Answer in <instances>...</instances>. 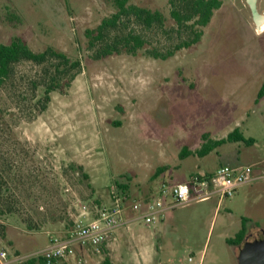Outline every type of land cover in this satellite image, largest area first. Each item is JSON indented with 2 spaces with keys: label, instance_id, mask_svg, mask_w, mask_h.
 <instances>
[{
  "label": "rangeland",
  "instance_id": "rangeland-1",
  "mask_svg": "<svg viewBox=\"0 0 264 264\" xmlns=\"http://www.w3.org/2000/svg\"><path fill=\"white\" fill-rule=\"evenodd\" d=\"M130 1L160 10L164 25L143 29L122 20L142 33L145 45L135 55L97 59L101 45L128 32L119 24L89 48L84 31L114 11L110 0H0L1 43L18 36L34 51L50 45L81 63L65 93H51L42 113L34 84L42 80L39 66L16 63L0 86V162L19 178L11 185L18 218L0 220L11 241L0 248L19 253L12 264L36 256L50 234L64 235L83 205H108L114 182L127 183L131 200L142 201L163 181L264 158V96L255 100L264 80V23L254 29L245 0H222L201 40L165 59L146 49L165 53L186 35L171 30L167 0ZM257 9L264 13V0H257ZM235 127L254 144L227 141L206 155L179 158L184 146L201 145L203 133L220 138ZM161 166L166 169L154 177ZM253 186L178 205L155 226L119 230L116 240L110 235L98 249H85V264H99L105 255L110 264H239L240 245L228 240L241 217L249 219L248 233L251 227L264 232V181ZM23 219L40 228L27 230Z\"/></svg>",
  "mask_w": 264,
  "mask_h": 264
},
{
  "label": "trees",
  "instance_id": "trees-1",
  "mask_svg": "<svg viewBox=\"0 0 264 264\" xmlns=\"http://www.w3.org/2000/svg\"><path fill=\"white\" fill-rule=\"evenodd\" d=\"M114 11L101 19V21L94 28L85 29V37L89 48L96 46L105 40L109 35L111 29H115L124 19L133 20L140 28L150 29L151 27H160L164 25L165 16L158 9H150L132 3L130 0H110ZM169 5V14L173 21L171 30L174 31L179 37L184 33L186 34L179 42L173 44L171 49L165 53L157 49H146V54L159 59H165L172 56L176 51L190 47L201 40L204 27L211 20L214 12L222 5V0H167ZM128 32L125 36L114 38L115 41L111 43L105 42L100 46L94 57L97 59L120 53H127L135 55L139 49L145 45L146 41L141 36L142 33L138 32L135 28L127 27ZM20 61H29L40 67L41 81L34 83L35 88L39 89V96L36 104L39 105L42 113L51 100V93H65V88L69 87L70 83L74 80L77 74L80 73L81 63L78 58L71 59L61 50L48 45L42 51H34L21 37H13L9 43L0 42V86L11 76L13 66ZM264 96V80L256 94V101ZM0 111H2L0 109ZM5 113V112H4ZM9 112L7 115H9ZM37 113V112H36ZM35 113V115H36ZM15 115L14 113H11ZM34 115V116H35ZM5 114H0V119H4ZM4 123V121H3ZM242 141L244 144H250L253 139L244 137L237 127L233 128L226 136L220 138H211L207 132L202 134L201 145L195 150H191L184 146L179 152V158H184L190 154L203 156L214 150L225 142ZM8 162H0V220L11 222V219L18 218L19 210L16 205L15 198L12 193L11 185L14 184L18 178L16 170L7 164ZM74 166V165H72ZM81 169V166H76ZM166 168L164 166L158 167L153 173L156 177ZM85 175V174H84ZM119 194L125 195L131 199L128 194V185L124 182H114ZM145 198L144 200H147ZM20 219V218H19ZM27 230H38L40 227L31 224L27 220L20 221ZM241 225L239 230L235 233L233 240H228L232 245L240 244L245 235L247 234V223L249 219L241 217ZM6 224L0 222V242H6L11 245V241H5L6 237ZM103 244V243H102ZM101 244V245H102ZM19 253L16 251L15 256ZM20 264H46L42 255L30 256L23 260ZM99 264H110L108 256L105 255L104 259Z\"/></svg>",
  "mask_w": 264,
  "mask_h": 264
},
{
  "label": "built area",
  "instance_id": "built-area-1",
  "mask_svg": "<svg viewBox=\"0 0 264 264\" xmlns=\"http://www.w3.org/2000/svg\"><path fill=\"white\" fill-rule=\"evenodd\" d=\"M255 178L251 165H221L210 173L195 172L184 182L163 181L157 193L147 200H131L117 191L112 192L109 205L91 209L83 205L65 234H50L47 245L37 255H42L46 264H71L72 261L85 264L87 260L82 252L98 249L114 230L128 229L135 223L157 224L170 209L191 201L208 200L214 195L220 199L231 197L238 187ZM14 261H18L17 256L0 248V264Z\"/></svg>",
  "mask_w": 264,
  "mask_h": 264
},
{
  "label": "water",
  "instance_id": "water-1",
  "mask_svg": "<svg viewBox=\"0 0 264 264\" xmlns=\"http://www.w3.org/2000/svg\"><path fill=\"white\" fill-rule=\"evenodd\" d=\"M248 5L255 30L261 28L264 23V13L257 9V0H245ZM239 264H264V232L261 230L248 234L238 252Z\"/></svg>",
  "mask_w": 264,
  "mask_h": 264
},
{
  "label": "crops",
  "instance_id": "crops-1",
  "mask_svg": "<svg viewBox=\"0 0 264 264\" xmlns=\"http://www.w3.org/2000/svg\"><path fill=\"white\" fill-rule=\"evenodd\" d=\"M213 138V137H212ZM250 138H252V137H250ZM253 139V142L252 143H250V144H245V145H252V144H254V142H255V139L254 138H252ZM222 145V144H221ZM196 149V148H195ZM218 165L219 166H221V165H228V164H221V163H218ZM241 165V164H240ZM243 165H251L252 166V170H253V174H254V176L256 177L253 181H251V182H249V183H247V184H244V185H248L249 186V188H253L254 186H253V184L254 183H256L257 181H260V180H263L264 181V177H261L262 175H264L263 173H264V158H262V159H253V160H251L249 163H247V164H243ZM218 166V167H219ZM230 166V165H229ZM199 168V167H198ZM217 168V167H216ZM215 167H213V168H211V169H209V168H201V169H199V170H197V171H194V172H191V173H189V175H188V177L187 178H189L190 177V175L191 174H193V173H195V172H200V171H204V172H207V173H210V172H212V171H214L215 169H216ZM186 180H188V179H186ZM185 180V181H186ZM180 182H184V181H180ZM160 185V184H159ZM159 185H157V186H153L152 185V187H151V189H150V191H149V195L147 196H145L146 198H148V197H150V196H153V195H155L156 193H157V190H158V187H159ZM244 185H242V186H244ZM241 187V186H240ZM218 200H220V198L218 199ZM111 201V200H110ZM110 203H108V205H109ZM160 223V222H159ZM155 225H157V224H154V225H152V226H155ZM125 230L126 228H119V229H116V230H114L112 233H111V235H113V237H112V240H116L117 239V237H115L114 235H116V234H118V232H119V230ZM129 229V228H128ZM128 229H126V230H128ZM249 230H251V232L250 233H252L253 231H257L258 230V228L257 227H251ZM250 233H248V230H247V234H250ZM107 243V242H106Z\"/></svg>",
  "mask_w": 264,
  "mask_h": 264
},
{
  "label": "flooded vegetation",
  "instance_id": "flooded-vegetation-1",
  "mask_svg": "<svg viewBox=\"0 0 264 264\" xmlns=\"http://www.w3.org/2000/svg\"><path fill=\"white\" fill-rule=\"evenodd\" d=\"M251 19H252V16H251ZM252 22H253V19H252ZM253 23H254V22H253ZM254 29H255V24H254ZM145 226H148V225H145ZM149 226H152V225H149ZM149 226H148V227H149ZM247 235H248V234L245 235V238H246ZM245 238L243 239V241H242L240 244L235 245V246H237V247L240 245L238 249H240V247L242 246V244H243Z\"/></svg>",
  "mask_w": 264,
  "mask_h": 264
}]
</instances>
